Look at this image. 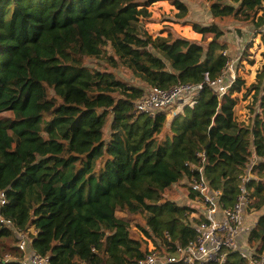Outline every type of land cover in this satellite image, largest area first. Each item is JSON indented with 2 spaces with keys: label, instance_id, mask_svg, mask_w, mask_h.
<instances>
[{
  "label": "trees",
  "instance_id": "trees-1",
  "mask_svg": "<svg viewBox=\"0 0 264 264\" xmlns=\"http://www.w3.org/2000/svg\"><path fill=\"white\" fill-rule=\"evenodd\" d=\"M158 1L164 0H0L3 212L30 232L32 248L50 264H136L148 244L131 234L138 215L147 238L168 230L172 243L194 239L191 208L165 197L173 184L198 174L191 165L203 167L224 207L235 205L244 186L249 209L264 210V70L250 88L236 75L219 97L206 83L228 61L219 22L192 23L203 39L211 37L206 47L172 33L154 35L141 21ZM166 1L186 17L184 1ZM208 2L216 21L264 27V0ZM120 67L149 88L204 85L193 107L183 106L171 120L166 110L136 113L146 90L121 78ZM243 89H254L258 107L248 124L234 113ZM252 162V176L243 181ZM14 235L0 227V238ZM248 244L264 254V211ZM225 264L248 262L229 250Z\"/></svg>",
  "mask_w": 264,
  "mask_h": 264
},
{
  "label": "built area",
  "instance_id": "built-area-1",
  "mask_svg": "<svg viewBox=\"0 0 264 264\" xmlns=\"http://www.w3.org/2000/svg\"><path fill=\"white\" fill-rule=\"evenodd\" d=\"M227 68H229V61L218 78L212 80L206 78V83L219 97L228 91L236 77L233 72L226 71ZM203 85V82L196 84L179 82L169 89L151 87L135 101V112L154 116L157 112L164 110L169 114H175L176 106L193 107ZM191 167L198 169V174L190 179V194L197 199L200 208L188 204L191 208L189 220L196 231V237L186 244L172 243L171 234L166 230L162 238L156 240L148 238L146 254L136 264H225L229 250L238 251L248 264H264V254L258 255L254 249L249 250L243 234L246 231L245 210L250 204L245 187L242 186V193L234 206L224 207L221 202V190L211 186L203 167L195 165ZM249 177L245 175L243 181ZM7 202L5 192L0 191V227L15 232L16 248L22 254L6 255L0 258V264H13L14 262L50 264L49 256L35 252L31 246V239L27 237L24 230L4 215L3 209ZM255 223L256 221L254 225Z\"/></svg>",
  "mask_w": 264,
  "mask_h": 264
},
{
  "label": "rangeland",
  "instance_id": "rangeland-1",
  "mask_svg": "<svg viewBox=\"0 0 264 264\" xmlns=\"http://www.w3.org/2000/svg\"><path fill=\"white\" fill-rule=\"evenodd\" d=\"M188 7V14L184 18L178 16V9L172 5L169 1H158L152 5L149 9L152 12V16L147 21H141L144 28L154 35L166 36L172 33L174 36H183L190 40L202 42L206 47L210 36L207 38L202 37V34L197 33L192 28V23L197 22L201 25H209L212 22H219L218 25L224 30V35L221 37L222 41H225L228 47L224 50L227 54L229 61V68L226 71H231L234 75L241 76L245 79V88L251 87L258 82V75L264 70V39L262 32L264 27L257 29L251 22L243 20H234L227 18L224 20H214L211 17L210 7L208 0H182ZM230 1V0H226ZM259 12L258 15H260ZM89 65H96L97 67L104 66L105 61L103 59H89L87 61ZM111 68V66H108ZM117 74L130 82L133 85L143 87L147 90L149 87L139 77L135 76L129 69L120 67L116 69ZM227 80L230 79L227 77ZM238 103L234 108V113L238 121L245 122L246 124L252 121L255 115V110L258 109L254 103V89H243L237 94ZM177 112L182 110V107L176 106ZM173 113L169 114L168 119L171 120ZM109 132L107 131V136ZM164 134L161 136L162 139ZM252 162L247 168L246 176H252L250 170L252 168ZM191 192V180L183 178L181 181L173 184L169 189L165 191V197L168 200L175 202L178 205L192 204L200 208V204L196 198H193ZM194 202V203H193ZM264 211V210H263ZM263 211H252L249 207L245 210V215L250 223H252ZM121 216H126L125 213H119ZM145 226L144 216H133L131 221V234L135 237L144 236L140 230V225ZM29 239V231H24ZM15 234V232H14ZM15 237L0 238V258H4L6 255L18 256L22 253L16 248V235ZM147 244V246H148ZM243 245V244H242ZM249 250H252L249 244H247ZM241 248H243L240 245ZM245 247V246H244Z\"/></svg>",
  "mask_w": 264,
  "mask_h": 264
},
{
  "label": "crops",
  "instance_id": "crops-1",
  "mask_svg": "<svg viewBox=\"0 0 264 264\" xmlns=\"http://www.w3.org/2000/svg\"><path fill=\"white\" fill-rule=\"evenodd\" d=\"M255 221H257V218L252 223H250V220H248L246 215H245L244 222H245L246 231L243 234H244L245 242H247V244H248L249 231L253 227Z\"/></svg>",
  "mask_w": 264,
  "mask_h": 264
}]
</instances>
